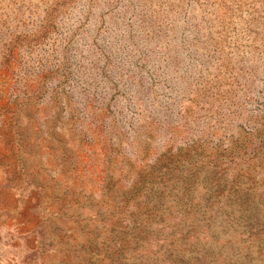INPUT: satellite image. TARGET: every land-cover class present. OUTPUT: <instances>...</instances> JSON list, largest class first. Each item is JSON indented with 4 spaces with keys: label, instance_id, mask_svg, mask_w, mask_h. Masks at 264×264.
<instances>
[{
    "label": "rangeland",
    "instance_id": "374dc122",
    "mask_svg": "<svg viewBox=\"0 0 264 264\" xmlns=\"http://www.w3.org/2000/svg\"><path fill=\"white\" fill-rule=\"evenodd\" d=\"M0 264H264V0H0Z\"/></svg>",
    "mask_w": 264,
    "mask_h": 264
}]
</instances>
